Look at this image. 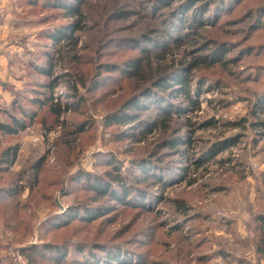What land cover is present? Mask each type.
Listing matches in <instances>:
<instances>
[{
	"label": "rangeland",
	"instance_id": "374dc122",
	"mask_svg": "<svg viewBox=\"0 0 264 264\" xmlns=\"http://www.w3.org/2000/svg\"><path fill=\"white\" fill-rule=\"evenodd\" d=\"M24 1L26 0L0 1L3 7L0 13L4 16L0 21V122L11 124L10 117L13 116L25 124L24 130L19 129L13 135L0 133V158L8 148H19L14 162L10 159L11 164L0 165V188L9 189L10 185H16L21 177L18 184L20 187L17 188L19 193L3 196L5 201L0 202V264H29L27 258L21 253L23 248L48 245L54 240L55 231H50L43 225L52 215L60 213L57 200L63 206V210L75 204L76 197L82 195L85 184V179L79 174L81 172L102 174L108 170L111 166L104 162L105 156L110 155L109 160L115 159V165L121 168L122 173L126 172L131 162L150 157L152 153L156 154L157 160L160 158L163 165L178 166L186 158H199L218 142L232 139L237 135L244 137L237 145L219 153L215 159L210 160L209 164L200 169L196 174L198 182L195 185L188 186L186 183L188 179L184 176L185 182L181 180L173 183L164 195L167 198L186 200L191 208L190 216L193 220L185 225L183 241L188 243L186 236L193 228L191 231L194 236L190 237V241L194 242L191 245L194 252L190 262L186 260V264H197L195 260L197 256L212 254L218 250L227 251L235 259L234 262L215 257L202 264H237L238 258L245 260V264H257L259 259L257 261L252 250L253 242L249 240L258 235L249 227V222L252 212L262 211L264 208V202H261L264 199V139L256 144V137L251 129L223 127L224 122L238 123L245 117L253 120L250 116L253 104L260 102L264 106V52L260 49L264 47V30L248 39V30L254 18L244 20L243 17L249 12L251 6L247 8L246 5H240L237 11L231 13L221 11L214 25L208 23L196 31L195 34L199 37L195 44L186 45V53L193 57L191 59H196L203 54L199 47L208 46L213 51L219 47L218 45L225 44L228 47L226 59L239 58L240 61L238 66L229 67V71L219 72L217 77L215 75L211 77L220 80L222 85L219 89L216 90L215 81L210 80L204 86V92L197 97L201 104V111L190 113L189 117L192 121L199 126L210 120L220 123L217 130L193 131L196 143L194 147H185L189 151L182 161V157L173 156L174 153H169V149L162 151L159 149L161 139L158 135L141 143L120 140L119 136L128 131L131 125L106 127L104 119L120 110L125 102L136 95L138 89L139 83L129 79L125 81L120 71L111 73L114 77L99 91L90 93L88 89H80L84 96V101H80L79 98L69 97L71 90L67 83L68 79L63 77L67 71L62 64L53 72L56 87L51 104L46 105L45 108L39 107L30 111L29 99L33 98L31 89L34 88L33 83L50 80V78H43L35 70L44 64L45 52L52 50L48 47V42L42 38V33L55 26H61L67 21L54 20L49 17L54 14V11H41L36 8L34 10ZM180 1L188 0H179L171 9H160L155 19L149 16L154 11L150 3L143 0H139L137 4L133 2L127 9L130 10L131 15L125 21L113 23L111 28L113 32L110 36L139 37L150 30L161 29L164 19L169 17L168 13L172 12ZM206 1L214 5L209 6L204 18H213L217 14V6L221 4L219 2L221 0ZM109 3L110 1L107 2V0H91L84 7L88 30L82 34L79 48L83 56L90 59L91 65L86 67L88 72L93 73L104 63H124L137 55L136 51H113L116 49L113 45V47L110 45L101 47L104 31L103 28L100 30L101 22L95 12L97 8ZM161 12H165L164 18ZM144 14L148 18H145ZM191 14L192 11L187 13L188 22H191ZM44 20L47 21L44 22ZM187 27L189 26L186 25L185 28ZM92 28L100 30V33L91 30ZM250 48H253L252 54L241 56ZM92 49L96 52H90ZM100 71L97 73H101L102 78L108 76L102 73L103 70ZM207 76H211V71L205 70V66L202 65L201 69L193 73L190 87L193 94H196L198 90L200 78L205 79ZM166 91L162 92V98L170 100V90ZM74 102L83 103L75 111L63 113L59 117L51 116L48 112L50 106L58 104L66 107V104ZM210 102L213 103L210 104ZM219 102H223L222 105ZM20 105L29 110L26 119H23ZM32 115H35L34 118L30 117ZM148 115L150 114L145 116ZM152 115L157 118L156 113ZM261 118L264 119V116ZM180 124L182 121H179V126ZM79 127L84 128L81 135L76 134ZM224 158H230L233 162L241 161L243 167L232 170V165L217 164L218 160ZM157 160L155 159L156 162ZM38 162H41L39 178L36 177L34 170ZM175 174L177 175L173 177V180H180L181 176L176 172ZM246 174H248L247 178L243 179ZM21 190H23L22 193H20ZM66 191L69 195L63 196ZM155 207L156 211L164 210L163 215L157 216L155 223L179 218L172 216L175 207L168 202L161 204L157 202ZM136 213L137 211L129 210L128 215L118 216L112 225L109 223L99 225L100 221H94L92 225H83L86 229L79 228L78 231L81 233L77 237L85 238L86 235L92 236L93 233L96 235L106 230L114 233L115 237L117 232L122 234L114 241L128 242L136 230L135 226L130 228L138 218H135ZM222 220H231L233 225H224ZM124 229H127L126 233H123ZM167 230L168 228L164 230L165 234H168ZM199 231L202 234L196 235ZM75 234L73 230L70 236ZM169 236L172 237L164 240L170 241L173 248L175 239L173 235L169 234ZM204 237L211 243L204 244L197 250L196 243ZM64 238H56V241L58 239L63 241ZM152 245L153 241L148 248H142L137 243L129 247L142 252L155 251L156 247H163L159 249V252L164 249V246L153 247ZM156 252L157 250L155 254ZM167 257L166 255L162 258L155 257V259L165 260ZM261 262H264V259Z\"/></svg>",
	"mask_w": 264,
	"mask_h": 264
},
{
	"label": "trees",
	"instance_id": "16d2710c",
	"mask_svg": "<svg viewBox=\"0 0 264 264\" xmlns=\"http://www.w3.org/2000/svg\"><path fill=\"white\" fill-rule=\"evenodd\" d=\"M26 1H24L25 4L34 10L54 11V14L49 16L54 20L67 21L61 26H55L53 29L42 33V38L48 42V47H51L52 50L45 52L46 60H44V64L35 70L43 78H50V80L33 83L34 88H31L33 98H28L31 105L30 111L39 107L45 108L46 105L51 104L56 87L53 72L55 68L62 66V64H64V69L67 71L63 74V77L68 79L67 83L71 90L69 97L73 99L79 98L80 101H84V96L81 94L80 89H88L90 93L99 91L101 87L114 77L111 73L120 71L125 81L129 79L139 83L138 89L136 95L125 102L120 110L104 119L106 127L111 125H131L128 131L123 132L119 136L120 140H131L141 143L152 136L158 135L161 139L159 149L161 151L169 149V153H174L173 156L182 157V161L184 157H187V152L189 151L185 147H194L196 143L193 131L217 130L220 123L216 120H210L199 126L192 121V118L189 117L190 113L201 111V104L197 97L204 92L203 88L210 80L215 81L214 87L216 90L219 89L222 83L217 80L218 78L211 77L213 75L217 77L216 75L219 72L229 71V67L238 66L237 64L240 61L239 58L226 59L228 47L225 44L218 45L219 47L213 51L208 46L199 47L198 49L203 54L196 59H191L193 57L186 53V45L195 44L196 39L199 37L195 34L196 31L208 25V23L214 25L221 11L231 13L232 11H237V7L240 5H246L247 8L251 6L249 12L243 17L244 20L254 18L248 30V39L264 30V0H221L219 1L221 4L217 6V14L213 18H204L209 6L214 5L213 3L206 0H188L186 2L180 1L173 11L168 13L169 17L164 19L161 29L150 30L147 34L139 37H113L110 36L113 32L111 30L112 24L125 21L131 15V12L129 13L130 10L127 9L133 2L134 4L139 3V0H107L110 3L97 8L95 12L101 22L100 30L103 28L104 31L102 33L104 39L102 38L101 40V47L116 46L113 51H136L137 55L125 61L126 63H104L92 73L86 69L91 63L90 59L85 58L87 56H83V52L79 48L82 34L88 30L84 7L91 0ZM143 1L150 3L149 5L154 11L149 16L155 19L157 13H160V9H171L179 0ZM199 4L200 6H197ZM190 11H192L191 22H188L186 17ZM161 15L164 18L166 14L161 12ZM144 17L148 18L146 14H144ZM46 21L44 20V22ZM186 25L189 27L185 28ZM91 30L100 33V30H95L94 28ZM109 36L110 38H105ZM260 49L264 52V47ZM92 51L96 52L93 49L90 52ZM252 52L253 48L247 49L241 56L252 54ZM201 65L205 66V70L211 71V76H207L205 79L200 78L198 90L196 94H193L192 90H190L192 75L195 71L201 69ZM99 70H101L100 72L103 70L102 73L108 76H103L104 78H102L101 73H97ZM166 90H170V100L162 98V92ZM24 102L27 101L24 100ZM82 103L74 102L73 104H66V107L56 104L53 107L50 106L48 112L51 116L59 117L63 113L75 111ZM220 103L222 105L223 102ZM22 105L19 106V109L23 119H26L29 110L23 108ZM263 107L260 102H256L250 112L253 120L245 117L238 123L224 122L223 127L242 130L251 129L255 134V143L257 144L264 139V119L261 118L264 116ZM154 113H156L157 118L153 117L152 114ZM146 114L150 115L146 117ZM34 116L30 117L34 118ZM10 118L12 120L11 124L0 122V133L13 135L19 129H25L23 121L13 116ZM179 121H182L180 126ZM83 132L84 128L79 127L76 134L81 135ZM243 137L237 135L232 139L218 142L199 158H186L178 166L174 164L163 165L164 163L160 162V158L157 160L158 158H155L156 154L152 153L150 157L131 162L126 172L122 173L121 168L115 165V159L109 160L110 155L105 156L104 162L111 167L102 174L81 172L79 176L85 179L82 195L77 196L76 203L69 208H65L63 212L57 205L60 213L52 215L49 220L44 222V227L50 231H55L54 240L44 246L25 247L21 253L27 258L29 264H186V260L190 262V257H193L194 252L191 247L194 242L193 240L190 241V237L193 238L194 236L191 231L193 228L190 229L189 235L187 234L186 236L188 243L183 241L185 240V236H183L185 231L183 230L185 225L193 220L190 216L191 208L186 200L167 198L164 194L173 183L180 182L185 178L188 179L186 181L188 186L195 185L198 182L196 174L200 169L209 164L210 160L215 159L219 153L228 151L231 147L237 145ZM18 151V147L8 148L2 153L0 158V163L2 164L0 165L11 164L10 159L14 162ZM217 164L220 166L232 165V170L243 167L241 161L236 160L233 162L230 158L220 159ZM40 167L41 162H38L34 167L38 178ZM175 172L181 176L178 181L177 179L173 180V177L177 175ZM247 176L248 174L243 176V179L247 178ZM20 179L16 185H10L9 189L0 188L1 203L5 201L2 198L3 196L19 193L17 188L20 187L18 186ZM183 181L185 182V180ZM22 192L23 190L20 191V193ZM68 195L67 191L63 194V196ZM157 202L160 204L168 202L173 205L175 211L172 216L179 218L155 223L157 218L163 215L164 211L155 210ZM261 202H264V199ZM129 210L137 211L135 218H138L130 226V228L135 226L136 230L128 242L114 241L116 237L122 234L117 232L115 237L114 233H109L106 230L96 235H93L94 233L92 236L86 235L85 238L77 237L81 233L78 231L80 230L79 228H85L83 225H92L94 221H100L99 225L108 223L112 225L118 216L128 215ZM75 224L77 225L76 227L72 226ZM222 224L232 226L233 222L231 220H222ZM249 227L258 235V237L250 238L249 241L253 242L254 247H252V250L257 261L259 259L258 263H261V260L264 259V208L262 211L252 212ZM94 228L95 225L93 226ZM166 228H168V234L164 233ZM127 229H124L123 233H126ZM73 230L76 234L71 237ZM169 234L173 235V239H175L173 248H171L172 243L170 241L167 240L168 242H166L164 240L172 237ZM201 234V231L196 233V235ZM64 237L67 239L65 240ZM56 238H64V240L58 239L56 241ZM207 239L206 237L201 238L196 243L197 250L204 244L208 245L211 243ZM152 241L153 247L164 246L162 252H159V249L163 247H156V254L153 250L142 252L132 250L129 247L137 243L142 248H148ZM166 255L168 257L165 260L155 259V257L160 258L161 256L162 258ZM230 255L225 250H218V252H213L212 254L197 256L195 260L197 264H202L219 257L233 263L235 259ZM245 262V260L236 259L237 264H245Z\"/></svg>",
	"mask_w": 264,
	"mask_h": 264
},
{
	"label": "crops",
	"instance_id": "0c3cea01",
	"mask_svg": "<svg viewBox=\"0 0 264 264\" xmlns=\"http://www.w3.org/2000/svg\"><path fill=\"white\" fill-rule=\"evenodd\" d=\"M0 1H5V0H0ZM1 3V2H0ZM2 9H3V7L1 6V4H0V11H2ZM4 18V16H3V14H1L0 13V21H1V19H3ZM264 262H261V263H257V264H263Z\"/></svg>",
	"mask_w": 264,
	"mask_h": 264
},
{
	"label": "water",
	"instance_id": "95a60500",
	"mask_svg": "<svg viewBox=\"0 0 264 264\" xmlns=\"http://www.w3.org/2000/svg\"><path fill=\"white\" fill-rule=\"evenodd\" d=\"M57 204L59 205L61 212H63V207L61 206V204L59 203V201L57 200Z\"/></svg>",
	"mask_w": 264,
	"mask_h": 264
}]
</instances>
